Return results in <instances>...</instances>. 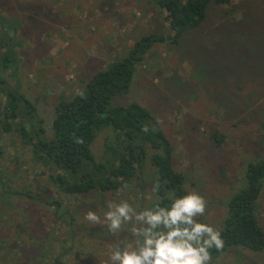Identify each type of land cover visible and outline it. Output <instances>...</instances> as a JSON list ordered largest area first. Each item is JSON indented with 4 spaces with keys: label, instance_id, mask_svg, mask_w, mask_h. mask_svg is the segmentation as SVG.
Segmentation results:
<instances>
[{
    "label": "rangeland",
    "instance_id": "374dc122",
    "mask_svg": "<svg viewBox=\"0 0 264 264\" xmlns=\"http://www.w3.org/2000/svg\"><path fill=\"white\" fill-rule=\"evenodd\" d=\"M162 15L156 0H0L17 59L0 77L22 95L20 104L35 106L37 136L53 138L56 105L126 56L138 38L169 33ZM4 101L0 87V111ZM132 103L147 109L169 140L182 185L206 199L197 219L219 229L228 201L245 187L248 164L264 157V0L211 1L204 20L176 43H155L135 64L128 91L111 100ZM118 140L111 126L97 130L95 161L108 158ZM58 174L28 133L0 130V264H104L112 248L133 242L132 225L113 236L85 214L103 218L110 201L139 210L160 199L148 160L140 179L116 191L63 194L51 180ZM261 190L255 212L264 228V179ZM211 264H264V249L233 246Z\"/></svg>",
    "mask_w": 264,
    "mask_h": 264
},
{
    "label": "trees",
    "instance_id": "16d2710c",
    "mask_svg": "<svg viewBox=\"0 0 264 264\" xmlns=\"http://www.w3.org/2000/svg\"><path fill=\"white\" fill-rule=\"evenodd\" d=\"M211 1L228 4L232 0H156L169 33H150L138 38L126 56L108 64L106 69L97 71L71 99L56 105L51 126L53 138L49 141L37 136L33 120H38L35 118V106L26 100L20 104L23 97L13 90L6 96L7 87L0 84L5 96L0 111V130H17L22 135H30L40 156L47 158L59 171L51 180L57 183L63 194L119 190L133 178H141L144 161L148 160L156 169L155 184L159 185L158 191L154 192L160 198L156 204L170 206L172 199L186 194L188 190L182 185L181 172L172 165L169 140L157 128L154 117L147 109L136 103L128 106L111 105V100L115 95L128 91L135 64L143 60L155 43H176L186 30L198 26L204 20L206 7ZM12 29L0 17V46L6 49V35L11 40L9 50L0 57L1 75L17 62L16 56L12 55ZM0 81L5 79L0 77ZM104 126H111L120 142L109 146L111 152L108 158L95 161L90 145L96 131ZM145 126L147 132L143 131ZM212 136L213 140L216 139L215 143H219L221 137L218 138V134ZM245 178V187L228 201L226 216L219 228L224 247L221 250L211 249L212 257L233 246L252 251L264 249V228L255 212L264 179V157L248 164Z\"/></svg>",
    "mask_w": 264,
    "mask_h": 264
},
{
    "label": "clouds",
    "instance_id": "9594fccd",
    "mask_svg": "<svg viewBox=\"0 0 264 264\" xmlns=\"http://www.w3.org/2000/svg\"><path fill=\"white\" fill-rule=\"evenodd\" d=\"M143 131H148L147 126ZM158 189L155 184L153 192ZM107 208L103 218L90 210L84 219L106 226L113 236L131 224L134 239L123 249L112 248L104 264H211L210 250L224 247L220 229L197 219L205 216L207 201L196 191L172 199L170 206L156 204L138 210L122 200L108 202Z\"/></svg>",
    "mask_w": 264,
    "mask_h": 264
},
{
    "label": "water",
    "instance_id": "95a60500",
    "mask_svg": "<svg viewBox=\"0 0 264 264\" xmlns=\"http://www.w3.org/2000/svg\"><path fill=\"white\" fill-rule=\"evenodd\" d=\"M6 37H7L8 44H7L6 49L2 53H0V57H2L3 55H5L7 53V51L9 50V48H10V44H11L10 37L8 35H6ZM0 84H2V85H4V86L7 87V94H6V96H8L9 93L12 91L11 86L9 84H7L5 82H1V81H0ZM90 166H91V162H90ZM82 167H83V163H82Z\"/></svg>",
    "mask_w": 264,
    "mask_h": 264
},
{
    "label": "flooded vegetation",
    "instance_id": "af4514ba",
    "mask_svg": "<svg viewBox=\"0 0 264 264\" xmlns=\"http://www.w3.org/2000/svg\"><path fill=\"white\" fill-rule=\"evenodd\" d=\"M118 142H120V138H119V140H118ZM121 144V143H120ZM123 144H121V146H122ZM71 225V224H70Z\"/></svg>",
    "mask_w": 264,
    "mask_h": 264
}]
</instances>
